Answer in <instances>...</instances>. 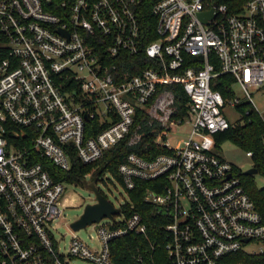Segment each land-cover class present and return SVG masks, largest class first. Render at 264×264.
<instances>
[{
	"label": "built area",
	"instance_id": "built-area-1",
	"mask_svg": "<svg viewBox=\"0 0 264 264\" xmlns=\"http://www.w3.org/2000/svg\"><path fill=\"white\" fill-rule=\"evenodd\" d=\"M142 51L149 65L119 67L122 55ZM223 73L233 77L229 96L212 86ZM172 83L188 95L183 115ZM235 84L250 99L235 96ZM250 87H264V0H0V264H115V238L151 239L144 215L123 210L140 179L153 182L144 200L164 220L151 249L160 235L165 253L137 249L135 264H220L246 243H264L255 202L214 150L217 132L231 125L225 107L245 102L264 120ZM139 109L158 120L154 143L168 152L151 159L129 152L118 167L127 191L114 205L119 212L92 221L109 219L96 243L73 234L62 245L55 222L71 184L54 180L43 159L63 169L72 150L83 163L98 160L130 131ZM89 118L108 123L87 134ZM184 121L189 136L173 146L167 132ZM246 252L263 254L264 246Z\"/></svg>",
	"mask_w": 264,
	"mask_h": 264
},
{
	"label": "trees",
	"instance_id": "trees-1",
	"mask_svg": "<svg viewBox=\"0 0 264 264\" xmlns=\"http://www.w3.org/2000/svg\"><path fill=\"white\" fill-rule=\"evenodd\" d=\"M154 36L155 32L148 34L144 38V44H147ZM117 61L121 69H128L132 72H137L150 64V59L144 51L137 53V55H122ZM216 69L217 71L220 70L218 63H216ZM232 80L233 77L230 74L223 73L215 78L212 86L214 89L219 90L223 96H229V87L233 82ZM167 88L174 93L175 105L178 109L176 113L178 115L185 114L189 106V100L182 84H168ZM237 109L242 113L244 122L242 124H231L225 130L217 132L215 135V146L219 147L225 139H231L241 149L252 151V166L256 167L258 172L264 171V120L257 112L249 109L248 104L245 102L237 105ZM134 118L135 121L125 137L109 149H106L104 155L98 160L88 164L83 163L75 153V150H72V163L69 169H63L52 161L43 159L44 169L49 172L54 180L63 181L71 185H83V180L89 176L91 179L97 180L106 172H110L121 184L122 178L118 167L123 163L129 152L133 151L148 159L157 156L159 153L168 152L165 147L154 143L156 134L161 128L158 120L151 118L142 109L138 110ZM107 123L108 121L99 124L97 119L89 118L86 122V130L89 129L87 134H95L98 130L104 128ZM134 134L140 135L139 140L134 144H130V138ZM233 167L234 172L239 176L241 183L244 184L246 191L255 202L261 218L264 219V185L258 188L253 182L252 174L244 173V170L242 171L241 168L234 164ZM153 187L152 181L143 179L136 181L135 188L128 190L130 202H125L123 206L126 214L138 211L144 215L148 222L149 237L151 239L134 232L115 238L110 244L111 256L115 264H135L136 259L133 255L137 252V249L144 252L148 251L150 254H156V252L159 254L165 253L163 248L165 240L160 235L156 249H151V244L154 241L153 232H157L160 225L164 223L163 219L153 215L157 207L144 200L146 190ZM220 264H264V253L250 254L246 251H237L223 257Z\"/></svg>",
	"mask_w": 264,
	"mask_h": 264
},
{
	"label": "rangeland",
	"instance_id": "rangeland-1",
	"mask_svg": "<svg viewBox=\"0 0 264 264\" xmlns=\"http://www.w3.org/2000/svg\"><path fill=\"white\" fill-rule=\"evenodd\" d=\"M249 90L251 92V98L256 106L264 112V87L260 90L250 87ZM233 91L235 96L250 99L245 95L244 91L238 84L233 86ZM224 114L232 125L238 123L242 124L244 122L242 113H240L234 106L225 107ZM191 125V122L188 121H184L182 124L178 125H171L170 130L167 132L171 145H183L185 139L189 136ZM214 150L222 158L225 160L227 159L235 166L241 168L242 171L253 165L252 157L247 154L246 150L243 148L241 149L231 139H225V141H223L219 147H215ZM252 175L253 182L258 188L264 185V171ZM96 186L100 188L102 194L115 206H118V204L123 202L124 199H127V191L125 187H122L110 172H106V174L99 177L96 180ZM66 189L63 216L58 218L55 222V237L65 246H68L73 234L79 236L90 244H94V242L96 243L98 240L96 238L97 229L100 223H107V221H109L108 218H103L100 222H90L89 225L80 229H74L71 226V222L81 215L85 205L95 201V192L90 189L88 190L80 184L67 185ZM262 246H264L263 242L246 243L243 250L259 251ZM77 262L79 264H89L80 259L77 260Z\"/></svg>",
	"mask_w": 264,
	"mask_h": 264
},
{
	"label": "water",
	"instance_id": "water-1",
	"mask_svg": "<svg viewBox=\"0 0 264 264\" xmlns=\"http://www.w3.org/2000/svg\"><path fill=\"white\" fill-rule=\"evenodd\" d=\"M85 118L87 115L85 114ZM258 170L254 166H250V168L244 170L246 174H254L257 173ZM83 186L88 190H92L95 192L96 201L90 202L85 205V208L81 215L74 219L71 222V226L74 229H80L90 224L92 221H97L105 216H112L114 213L119 212V208L112 205V203L106 198L100 189L96 186L95 181L93 179H84Z\"/></svg>",
	"mask_w": 264,
	"mask_h": 264
}]
</instances>
